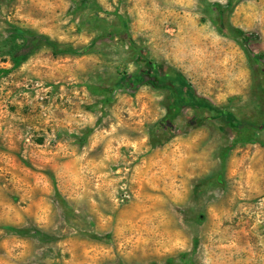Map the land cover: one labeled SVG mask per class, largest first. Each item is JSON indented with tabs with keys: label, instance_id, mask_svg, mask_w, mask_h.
Masks as SVG:
<instances>
[{
	"label": "rangeland",
	"instance_id": "374dc122",
	"mask_svg": "<svg viewBox=\"0 0 264 264\" xmlns=\"http://www.w3.org/2000/svg\"><path fill=\"white\" fill-rule=\"evenodd\" d=\"M259 54L264 0H0V264H264Z\"/></svg>",
	"mask_w": 264,
	"mask_h": 264
},
{
	"label": "trees",
	"instance_id": "16d2710c",
	"mask_svg": "<svg viewBox=\"0 0 264 264\" xmlns=\"http://www.w3.org/2000/svg\"><path fill=\"white\" fill-rule=\"evenodd\" d=\"M238 32H239L240 34H242L241 31H238ZM258 57H259V58H262V59L264 60V54H259ZM131 79H132V81H137L136 77H134V76H132Z\"/></svg>",
	"mask_w": 264,
	"mask_h": 264
}]
</instances>
